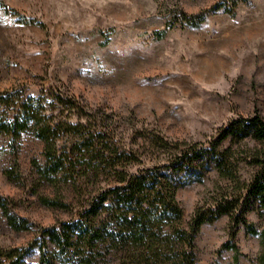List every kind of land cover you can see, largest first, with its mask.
I'll return each mask as SVG.
<instances>
[{
    "label": "rangeland",
    "instance_id": "rangeland-1",
    "mask_svg": "<svg viewBox=\"0 0 264 264\" xmlns=\"http://www.w3.org/2000/svg\"><path fill=\"white\" fill-rule=\"evenodd\" d=\"M230 2L0 0V91L26 87L36 95L52 86L74 97L133 151L121 163L135 173L154 163L156 154L148 145L154 136L206 143L227 122L255 112L264 119V0L238 2L234 15L224 10ZM201 12L207 16L197 27L180 18ZM228 147L230 173L249 181L258 169L249 163L250 155L259 145L227 138L218 149ZM42 149L31 132L23 133L13 150L0 137V196L27 223L26 229L13 230L0 212V247L26 249L21 264H39L42 243L55 264H133L120 247L104 246L87 261L60 255L45 231L80 220L109 181L78 169L73 178L65 174L44 184L33 166L44 162ZM8 169L17 170L20 179L10 180L4 174ZM196 171L200 181L194 173L178 175L186 183L176 193L183 229L194 209L209 205L219 188L237 187L212 163L198 164ZM42 197L58 206H44ZM245 218L258 234L238 227V263L222 248L228 240V217L222 216L200 227L194 264H260L264 223L254 208Z\"/></svg>",
    "mask_w": 264,
    "mask_h": 264
},
{
    "label": "trees",
    "instance_id": "trees-1",
    "mask_svg": "<svg viewBox=\"0 0 264 264\" xmlns=\"http://www.w3.org/2000/svg\"><path fill=\"white\" fill-rule=\"evenodd\" d=\"M245 1L231 0L229 8L224 10L234 15L238 2ZM206 16V12L181 13L180 18L187 25L197 27ZM26 132H31L43 144L44 162H34L33 166L44 184H52L65 174L72 176L78 169L94 177L106 175L109 181L84 208L80 220L45 231L62 256L77 255L87 261L101 248L109 246L120 247L124 258L133 264H194L193 241L200 227L227 216L228 240L222 248L231 250L234 262L238 263L239 249L235 242L238 227L243 225L248 233L258 234L246 220L247 212L256 209L264 223V119L257 112L225 123L206 143L186 144L154 136L148 141L156 154L151 159L154 163L135 173L121 163L133 151L116 140L109 124L55 87L43 86L36 95L30 94L26 87L0 91V137L6 138L13 150ZM227 138L238 142L248 139L259 145L250 155L249 163L258 169L249 181L230 173L227 155L230 148L218 149ZM202 163H212L228 184L237 187L229 191L219 188L209 205L194 209L187 229H183L176 193L186 183L178 175L194 173L195 181H200L202 175L196 167ZM4 174L10 180L20 179L14 169ZM40 201L46 207L58 206L47 197ZM0 212L11 229L27 228L26 221L14 215L1 196ZM260 236H264V228ZM132 247L134 250H127ZM39 249V264H55L44 243ZM26 252V249L0 247V264H21ZM8 260L12 261L7 263ZM258 261L264 264V252Z\"/></svg>",
    "mask_w": 264,
    "mask_h": 264
}]
</instances>
